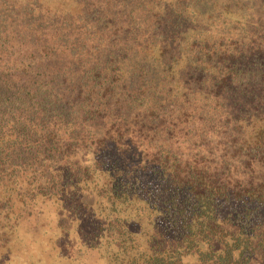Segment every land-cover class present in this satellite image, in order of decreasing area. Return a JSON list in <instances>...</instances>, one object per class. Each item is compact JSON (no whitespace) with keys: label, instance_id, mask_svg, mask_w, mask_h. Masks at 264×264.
I'll return each mask as SVG.
<instances>
[{"label":"trees","instance_id":"trees-1","mask_svg":"<svg viewBox=\"0 0 264 264\" xmlns=\"http://www.w3.org/2000/svg\"><path fill=\"white\" fill-rule=\"evenodd\" d=\"M254 1L0 0V264H264Z\"/></svg>","mask_w":264,"mask_h":264},{"label":"rangeland","instance_id":"rangeland-1","mask_svg":"<svg viewBox=\"0 0 264 264\" xmlns=\"http://www.w3.org/2000/svg\"><path fill=\"white\" fill-rule=\"evenodd\" d=\"M257 6L260 5V2H264V0H256V2L254 1L253 3H257ZM264 10V9H263ZM262 14H264V11L262 12ZM254 30L251 31V33L253 32ZM259 30L256 32L258 33ZM204 62V61H203ZM206 65V64H205ZM183 69V66H180V67H177L176 68V72L175 74L173 75V78H172V81H173V84L174 86L176 87V92H178V90L180 89L181 86H183L184 84V78H183V73L181 72ZM197 80V77H195L194 79H192V81L196 82ZM186 88H187V85L185 84ZM206 90V85H200V84H194L192 85V95H191V102H192V105L196 103L197 107L200 103V101H205L206 100V94L203 93L202 91ZM159 146V144L157 145V147ZM230 161L229 160V164H230ZM230 166H227V169L229 168ZM260 167L259 168H256V166H254L253 169H241L240 167H237V171L234 169H232V174L238 176V179H241V180H244V181H250V180H253V177L255 178V172L256 173H259L260 172ZM8 260L6 262H9L10 264H19V262L17 263H12L11 262V257L10 258H7ZM22 264V263H20Z\"/></svg>","mask_w":264,"mask_h":264}]
</instances>
